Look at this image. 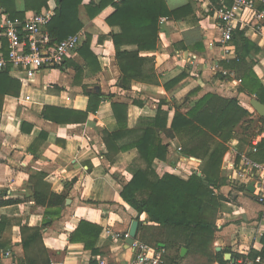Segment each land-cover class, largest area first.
Returning a JSON list of instances; mask_svg holds the SVG:
<instances>
[{"label":"crops","instance_id":"obj_1","mask_svg":"<svg viewBox=\"0 0 264 264\" xmlns=\"http://www.w3.org/2000/svg\"><path fill=\"white\" fill-rule=\"evenodd\" d=\"M220 1L221 4L226 3L225 0ZM91 2L99 4L101 0H83L79 17L84 27L80 32L84 39L91 36L92 44L102 49L98 57L101 69L86 71L83 83L75 84L76 70L67 64L70 60L83 64L76 52L66 59L68 63L63 68L43 70L25 85L19 80L20 94L4 98L0 112V221L5 220V224L0 229V261L8 252L19 262L23 260L21 228L24 224L42 228L44 245L54 263L91 264L94 260L98 264V260L104 257L109 264H127L133 258V250L127 245V240L110 238L107 230L129 232L135 220L139 221L136 238L140 239L144 234L145 242L150 245L155 238H160L162 231L148 222L149 216L138 214L121 196L123 187L133 177L130 166L138 156L137 150L120 153L114 162L106 156L108 149L103 140L104 130L115 132L119 129L113 103L128 106L129 129H134L141 117L155 116L161 100L182 105V111L186 113L208 93L237 99L252 113L251 119L260 117L251 105L253 99H259L246 90L243 83L254 62L253 71L264 85V30L255 27L252 10L247 9L240 15L236 31L244 32L245 37L260 50L247 55L242 68L230 70L223 63L237 58L236 46L231 42H222L219 19L214 13L217 7L212 1L167 0L171 11L190 4L191 12L177 19L170 16L161 25L157 49L140 53L141 57L153 59L152 66L160 83L134 81L131 87L123 88L119 85L121 75L109 35L112 30L118 33L120 29L111 28L102 15L91 18L86 9ZM254 2L257 8L264 6L261 0ZM13 5L17 11L23 12L26 0H14ZM56 8V1L50 0L40 12L51 11L54 16ZM0 12L5 11L0 9ZM100 37H105L103 43L99 42ZM11 76L14 77L12 73ZM89 92H101L104 99L96 112L89 113L87 121L60 124L43 117L45 107L86 112L90 103ZM135 100H143V106L135 104ZM173 116L174 112H171L170 119ZM23 124L26 131H23ZM235 133L237 137L227 144L222 184L216 191L224 200L218 213L213 242L200 250L183 245L179 251L175 248L167 250L165 243H159L167 254L169 264H220L216 255L227 253V250L240 255L234 263L229 261L230 264H237L242 254L249 255L252 250L263 248L264 204L257 201L254 190L250 191L249 186L231 175V170L239 154L250 157L252 142L258 139L261 142L264 132L253 138L251 146L239 154L238 129ZM165 141L169 143L168 158L154 163L160 175L169 173L188 180L194 169L201 173V159L179 153L181 144L178 139L165 138ZM183 158L187 159L190 171L185 166H176L175 163ZM37 172L47 175L46 181L54 192L67 194L61 214L46 227H42L46 208L36 205L30 198L33 188L30 177ZM10 199H18L20 203L1 204ZM82 220L102 227L96 245L100 250L97 255H93L82 243L71 242V235ZM140 222L146 227H141ZM183 248L187 252L182 256Z\"/></svg>","mask_w":264,"mask_h":264},{"label":"trees","instance_id":"obj_2","mask_svg":"<svg viewBox=\"0 0 264 264\" xmlns=\"http://www.w3.org/2000/svg\"><path fill=\"white\" fill-rule=\"evenodd\" d=\"M50 0H26L23 12L15 9L14 0H0V9H3L12 18L26 19L35 13H40L43 7L48 6ZM57 8L54 16L47 25L51 36V43H57L68 36L80 32L84 24L79 17V8L83 0H55ZM213 5L220 7V0H211ZM226 5L231 0H225ZM190 4L171 11L167 0H101L99 4L91 2L86 6L91 18L104 16L107 24L118 27L120 32L114 30L109 34L113 40L117 66L120 71L119 85L123 88L131 87L134 81L158 85L159 78L152 66L153 59L140 56L142 51L157 49L159 34L161 31V18L170 16L180 18L183 14L191 12ZM259 8H264L261 6ZM105 37H100L103 43ZM236 46L237 58L223 65L230 70L242 68L246 63L247 55L260 49L245 37L244 32L235 31L231 40ZM134 46L135 49H128ZM83 60V64L70 60L62 66L70 65L76 70L74 83L81 85L86 76V71L97 72L101 68L98 57L102 49L92 44V37L88 36L76 51ZM75 52V53H76ZM253 63L243 78L244 87L252 95L256 96L264 104V85L256 77L253 71ZM21 83L11 76V68L0 72V112L6 95H19ZM89 107L86 112L45 107L43 117L55 123H83L87 121L89 113L96 112L104 97L97 92H89ZM135 104L143 106V100H135ZM119 129L115 132L104 130V142L108 149L107 158L114 162L115 158L124 152L136 149L138 156L130 166L133 175L121 192V196L138 214L146 213L149 223L156 225L162 231L160 238H155L153 246L164 250L159 243H165L166 249H177L185 245L195 247L198 250L209 245L215 238L217 231V217L222 208L224 197L216 193L222 184V165L228 151L227 144L237 137L235 131L240 125L250 120L252 113L244 108L237 99H225L217 94L208 93L199 99L186 113L183 106L171 104L161 100L157 113L153 117H141L134 129L127 126L128 106L120 103L112 104ZM174 116L170 119V113ZM260 133L264 132V117H258ZM23 124V131L26 128ZM239 153L245 151L242 143V135L238 134ZM168 139H178L182 153L202 160L200 171H194L188 180H183L175 175L164 173L160 175L154 168L157 160L165 161L169 155ZM251 146V141L248 142ZM250 157L264 163V138L258 145L256 153H250ZM240 161V155L236 162ZM44 172L31 175L33 184L31 200L36 205L46 208L42 227L53 223L54 218L61 214L65 206L67 194H58L52 190L46 181ZM247 189V187H244ZM20 203L18 199H10L1 204L13 205ZM141 227L145 228L143 222ZM5 220L0 221V229ZM102 232L98 224L82 220L71 235V242L82 243L93 255L100 253L97 241ZM22 247L24 258L21 264H50L49 250L44 245L41 227H33L24 224L21 228ZM141 241H146L142 234ZM147 243V242H146ZM263 248L260 251L252 250L250 259L261 258L264 264V234L261 238ZM227 252H231L227 250ZM232 253V252H231ZM224 252L216 255L220 264H230L224 259ZM233 254V259L240 255ZM164 257L166 263L167 254ZM91 264H95L91 260ZM259 264V263H257Z\"/></svg>","mask_w":264,"mask_h":264},{"label":"built area","instance_id":"obj_3","mask_svg":"<svg viewBox=\"0 0 264 264\" xmlns=\"http://www.w3.org/2000/svg\"><path fill=\"white\" fill-rule=\"evenodd\" d=\"M261 1L264 3V0ZM247 9L254 12L255 27L258 30H264V9L257 8L254 0H231L230 5L222 4L214 8V13L219 19L223 43L231 42L233 33L238 28L239 17ZM52 17L53 12L51 11L35 13L26 19L12 18L9 14L0 12V72L10 67L14 77L25 85L34 80L43 70L59 68L66 59L75 54L84 41V35L78 32L62 41L51 43L52 39L47 25ZM168 20V17H162L161 23ZM259 143V139L252 142V153L257 152ZM178 152H182V147L178 148ZM239 155L240 161L232 167L231 175L235 176L240 183L253 186V194L257 201L264 204V163L255 161L245 154ZM185 160L187 159L183 158L175 164L180 168L187 167L186 169L190 171L191 168L186 165ZM107 235L113 240L122 241L130 237L129 232L114 230H107ZM129 247L133 250V258L127 264H167L164 250L138 238H135ZM248 256V254H242L237 264L262 262L260 257L251 262ZM0 264H21V262L12 258L8 252ZM50 264H64V262H51ZM98 264L109 263L103 257L98 260Z\"/></svg>","mask_w":264,"mask_h":264},{"label":"water","instance_id":"obj_4","mask_svg":"<svg viewBox=\"0 0 264 264\" xmlns=\"http://www.w3.org/2000/svg\"><path fill=\"white\" fill-rule=\"evenodd\" d=\"M97 90H99L98 87H96ZM251 105L253 106V108L255 109V111L262 117H264V104L261 103L259 100L257 99H253L251 101ZM186 157H189V155H185ZM200 176L202 175L201 173H198ZM248 189L250 191H253L254 188L253 186H249ZM68 203V202H67ZM138 228H139V221L135 220L133 221L132 225H131V228H130V231H129V234H130V237L129 239H127L126 243L128 246H131L137 236V231H138ZM161 245V244H160ZM220 250V249H219ZM187 252V249L186 248H183L182 251H181V255H185V253ZM224 258L226 261H232L233 263L235 262V259H233V254L231 252H227L225 253L224 255Z\"/></svg>","mask_w":264,"mask_h":264},{"label":"rangeland","instance_id":"obj_5","mask_svg":"<svg viewBox=\"0 0 264 264\" xmlns=\"http://www.w3.org/2000/svg\"><path fill=\"white\" fill-rule=\"evenodd\" d=\"M258 119V118H257ZM254 119H252V123H250V120L246 121V123L242 126L240 125L238 127V131L239 133L243 136V144L247 147L248 146V142L252 141L253 138L257 137L258 134H260L261 131V126H259V123Z\"/></svg>","mask_w":264,"mask_h":264}]
</instances>
